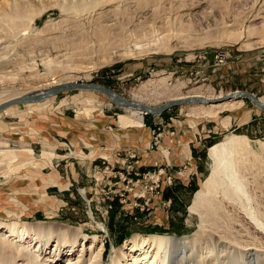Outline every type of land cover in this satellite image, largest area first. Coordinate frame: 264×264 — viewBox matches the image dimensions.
I'll use <instances>...</instances> for the list:
<instances>
[{
  "label": "rangeland",
  "instance_id": "obj_1",
  "mask_svg": "<svg viewBox=\"0 0 264 264\" xmlns=\"http://www.w3.org/2000/svg\"><path fill=\"white\" fill-rule=\"evenodd\" d=\"M98 1L0 0V98L66 79L104 85L150 107L186 94L213 99L236 90L264 99V38L259 37L264 0H146L149 5L140 12L136 0H124L119 7L125 11L107 19L125 44L146 51L116 60L105 49L91 57L95 69L86 76L55 56L68 52L77 37L69 17L87 19ZM15 5L35 16L30 30L21 32L25 40L4 21ZM86 25L81 32L89 30ZM53 29L60 33L48 39ZM215 56L222 58L219 66ZM5 62L8 68L2 67ZM179 82L183 86L174 87ZM206 111L173 107L142 115L136 128L120 125L124 107L99 92L73 89L1 112L0 152L14 150L16 158L0 153V223L58 224L97 235L101 264H109L112 251L132 235L190 236L199 217L188 212L189 205L215 163L209 148L232 134L264 142V112L249 101L215 114ZM258 165L249 169L252 175L242 173L248 182L256 178L247 186L264 216V165ZM214 199L211 205L219 207ZM227 205L216 208L211 229L222 225L223 217L227 222L226 216L234 217Z\"/></svg>",
  "mask_w": 264,
  "mask_h": 264
},
{
  "label": "bare ground",
  "instance_id": "obj_2",
  "mask_svg": "<svg viewBox=\"0 0 264 264\" xmlns=\"http://www.w3.org/2000/svg\"><path fill=\"white\" fill-rule=\"evenodd\" d=\"M136 2L139 5V12L144 11V6L149 5L146 0H136ZM125 3L127 2L124 0H100L97 2V12L87 19H80L85 14L81 15L79 19V15L76 16V19L73 16L69 17L73 23H71L73 29L70 25L71 30H73V35L77 37L73 39L68 52L56 54L55 58H61L62 61L64 59L66 62H71L72 64L64 65L70 69L85 72L87 73L86 76H89V71L95 69L91 57L96 55V53L105 51V49H110L112 58L116 60L121 58H134L141 52L146 51V48L144 47V49L142 45L135 44L131 46L125 44L120 36L122 32L115 30L116 25L114 26L110 23L113 20L107 19L114 17L120 11H125L122 9L123 7H119ZM27 10L28 7L25 5H15L13 13L8 15L4 14V21L9 23L10 28L15 31L14 33L19 34V38L23 40H25V35L21 33L22 30H30L29 25L34 22V15H31V13L29 15ZM105 15L107 22L103 24ZM257 16V14L253 16L251 22L253 20L255 21L258 18ZM64 19L66 20V18ZM85 23L90 25V28L88 31L83 30L81 32V25H86ZM57 29H53L54 31L52 34H49L48 39H54L56 37L55 35L59 31ZM252 29V27H248L247 31H252ZM263 35L264 31L259 37L264 38ZM14 38L16 40V37ZM119 42L121 45H117ZM162 43H158L160 45L158 48H165V44L163 45ZM49 62L50 60L46 61L47 64ZM2 67L8 68V62H5ZM7 73L9 72H5L4 74ZM70 81L74 80L58 79L57 81L52 79L46 86ZM77 82L85 83L78 80ZM181 85L182 83L179 82L174 87L180 88ZM46 86L42 87V89L36 88L32 92L44 90L47 88ZM86 90L90 91L89 89ZM15 94H11L4 99L0 98V103L8 101ZM193 96L199 97V95ZM202 98L209 101L215 100V98L209 99L204 96ZM256 99L262 103L264 102V99ZM43 101L34 104H40ZM136 101L143 104L140 102V99ZM240 103L241 100H231L230 102L225 101L215 104L210 103L204 105L199 103L189 105L193 108L207 109L208 111L206 112L209 114H215L226 108H234ZM11 107L13 106H9L8 109H11ZM119 107L122 108L124 106ZM124 108L127 110V113L119 116L120 125H129L136 128L141 127V118L145 114L137 106ZM260 148L263 154H261ZM208 151L210 157L215 162L214 166L202 182L201 189L196 192L188 208V212L196 214L199 217L198 229L190 234V236L182 238H173L167 235H160L159 233L132 235L126 239L120 248L112 251L111 256H109V264H264V216L261 214L258 204L256 206L254 205L255 203H252L254 198H251L248 189V184L252 183L256 178L251 176V180L253 181L248 182L242 173L243 171L250 173L249 169L253 167L257 168V166H260L258 165L260 163L264 165V142H251L245 136L232 134L225 136L218 143L210 147ZM254 152H259L260 154L258 155ZM0 153L10 160L16 158V152L14 150L1 151ZM218 197H221V199L219 200ZM212 198H215L212 201L213 203L214 201H218V203L215 202V205H219V207L214 208L212 206L214 204L211 205L210 199ZM227 204L233 209L232 214L234 217L230 215V218L228 216L226 217L229 219L228 221L233 223L225 221L226 219L223 217L225 220L222 221L223 218L221 219L222 225L216 226L217 228L215 230L211 229L210 224L217 219V209H226L227 207L224 206ZM227 212L229 213V211ZM214 215H216V218H213ZM206 237L209 241L205 240L207 239ZM65 245H68L66 246V250H64ZM102 251V244L97 235L88 237L82 234L79 229L48 223L30 225L19 224L18 222L12 224L0 223V264H101Z\"/></svg>",
  "mask_w": 264,
  "mask_h": 264
},
{
  "label": "water",
  "instance_id": "obj_3",
  "mask_svg": "<svg viewBox=\"0 0 264 264\" xmlns=\"http://www.w3.org/2000/svg\"><path fill=\"white\" fill-rule=\"evenodd\" d=\"M73 89H89L94 90L102 95H105L108 99L111 100L112 104L116 106H137L141 112L145 115H153L157 116L161 113L167 111L170 108L173 107H183V105H189V104H215L225 101H231V100H246L252 103L254 106L259 108L262 112L264 111V102H260L249 92H243V91H232L229 94H226L225 96H219L218 98H215V100H206L202 98L201 96H193V95H184L183 97L178 98H172L167 99V101L160 103L157 106H146L144 104H141L137 101H131L129 99H125L121 96H118L115 94L112 90L108 89L104 85H98L95 83H91L86 81L85 83L77 82V81H70L66 83H57L51 86H48L44 90L34 91V92H27L24 94V96H18L14 98L8 99V101H4L3 103H0V112L4 111L5 109H8L9 106L14 105H24V104H34L39 103V101H43L49 98L54 97L57 93L60 92H67L71 91Z\"/></svg>",
  "mask_w": 264,
  "mask_h": 264
},
{
  "label": "built area",
  "instance_id": "obj_4",
  "mask_svg": "<svg viewBox=\"0 0 264 264\" xmlns=\"http://www.w3.org/2000/svg\"><path fill=\"white\" fill-rule=\"evenodd\" d=\"M215 59H216V61H217V62H215L217 65H219V64L222 63V62H221V59H222V58H220L219 56H215ZM217 59H218V60H217ZM154 143H155V139H154V141H152V143L150 142L149 147L151 148V146H152Z\"/></svg>",
  "mask_w": 264,
  "mask_h": 264
}]
</instances>
